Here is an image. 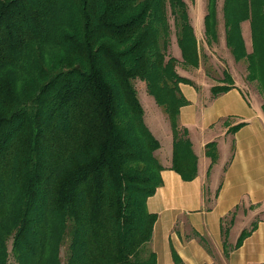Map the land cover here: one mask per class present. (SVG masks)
Listing matches in <instances>:
<instances>
[{"label":"trees","instance_id":"16d2710c","mask_svg":"<svg viewBox=\"0 0 264 264\" xmlns=\"http://www.w3.org/2000/svg\"><path fill=\"white\" fill-rule=\"evenodd\" d=\"M216 3H205L206 44L217 38ZM218 15L264 114V0H221ZM171 27L180 61L168 53ZM199 60L184 0H0V264H156L146 199L165 166L134 81L168 122L167 168L191 180L196 156L177 114L187 103L178 84L194 83L176 64ZM222 73L227 84L211 86L212 95L231 83ZM204 153L216 160L214 141ZM251 228L229 247L224 241L223 255Z\"/></svg>","mask_w":264,"mask_h":264},{"label":"crops","instance_id":"0c3cea01","mask_svg":"<svg viewBox=\"0 0 264 264\" xmlns=\"http://www.w3.org/2000/svg\"><path fill=\"white\" fill-rule=\"evenodd\" d=\"M242 27L249 33L247 21L240 23V33ZM224 48L231 80L225 91L212 95L210 87L219 83L206 75L194 74L193 79L182 74L194 86L178 84L187 103L178 108L177 122L187 131L196 156V174L191 180H182L167 168L170 162H165L160 185L146 199L147 211L155 214L149 246L156 264H174L171 250L183 264H264L263 99L255 80L246 75L235 77L244 60H234ZM244 48L248 53L245 44ZM197 68L182 70L189 74ZM219 81L227 84L222 78ZM235 125L237 128L228 132ZM165 137L171 147L170 130ZM210 141L216 149L211 164L204 153V145ZM160 149L159 142L155 152L165 158L167 150L161 153ZM250 227L240 246L224 256V241L228 247L233 245L239 232Z\"/></svg>","mask_w":264,"mask_h":264},{"label":"rangeland","instance_id":"374dc122","mask_svg":"<svg viewBox=\"0 0 264 264\" xmlns=\"http://www.w3.org/2000/svg\"><path fill=\"white\" fill-rule=\"evenodd\" d=\"M187 5V12L190 24L193 28L198 46H199V53H200V60H199V69H195L194 71L191 69L192 73L186 74L183 72L182 69H185V66H182L180 62L176 64V70L181 75L188 76L194 79V74L197 76H201L204 78L206 75L208 78H212L215 80L216 85H222V81H219L223 78V71H227L228 69V62L226 58L228 57V53L224 48L223 45V26L221 18H217L216 30H217V38L215 41H211L209 44H206L204 34H203V25H202V16L205 13V3L206 0H184ZM221 6V0H217L216 7L219 13ZM217 13V14H218ZM220 16V15H218ZM169 22L171 23V19L169 18ZM245 27L241 28V33H243V42L247 50L250 52V33L245 32ZM173 28L171 27L170 37H169V46H168V53L172 56L177 58V61H180L178 48L175 44V37L173 34ZM201 53H204L205 57L202 56ZM243 65L239 66L236 69L235 77L238 79L245 78L247 73L246 70V61L243 59ZM190 67V66H189ZM254 85V82H252ZM134 87L136 89V96L139 100L140 105L143 109V121L146 124L149 131L154 134L155 137L159 139L161 144V153H164V150H167V153L164 158V154L162 157L159 152H154L156 158L159 160L161 164L170 161V141L166 139V133H169V125L168 122L163 115L161 109L155 104L152 97L148 95L145 91L143 82L139 80L134 81ZM259 95L263 99V95L261 91H258Z\"/></svg>","mask_w":264,"mask_h":264}]
</instances>
